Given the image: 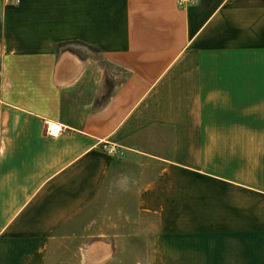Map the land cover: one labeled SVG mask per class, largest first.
I'll return each instance as SVG.
<instances>
[{"label":"crops","instance_id":"obj_1","mask_svg":"<svg viewBox=\"0 0 264 264\" xmlns=\"http://www.w3.org/2000/svg\"><path fill=\"white\" fill-rule=\"evenodd\" d=\"M108 262L264 264V0H0V264Z\"/></svg>","mask_w":264,"mask_h":264},{"label":"rangeland","instance_id":"obj_2","mask_svg":"<svg viewBox=\"0 0 264 264\" xmlns=\"http://www.w3.org/2000/svg\"><path fill=\"white\" fill-rule=\"evenodd\" d=\"M74 47H76L77 49H80L83 53H92L91 51H89V49H86V48H83V47H79V46H77V45H75V44H70V45H67L66 47H63V48H67V49H73ZM108 199H109V201H107V203L106 204H109V205H113L114 203H119V204H124L123 203V200H120L119 198L121 197V195L122 194H119V193H117V192H114V191H110V192H108ZM112 197H114V200H110ZM101 209V208H100ZM102 210H104V209H101L100 211H102ZM102 218H104V220H106V218L105 217H99V220L100 219H102ZM117 219V218H116ZM115 219V217L114 218H110V221L112 222L113 220L115 221V223H117V220ZM119 220H123V219H127L126 217L125 218H118ZM89 223V222H88ZM149 223H152L151 222V220L150 219H148V224ZM133 225V221H132V218H131V226ZM148 251L149 250H147V254H148ZM123 256V253H121L120 254V257H122ZM117 260V259H116ZM106 264H114V263H110V262H108V263H106Z\"/></svg>","mask_w":264,"mask_h":264},{"label":"built area","instance_id":"obj_3","mask_svg":"<svg viewBox=\"0 0 264 264\" xmlns=\"http://www.w3.org/2000/svg\"><path fill=\"white\" fill-rule=\"evenodd\" d=\"M196 1L197 0H175V4H176V7H183V6L188 5V4H193ZM49 133L52 134L51 131H49ZM101 148L103 150H105L106 152H113L114 151V147L112 145H106L104 143L101 144Z\"/></svg>","mask_w":264,"mask_h":264},{"label":"trees","instance_id":"obj_4","mask_svg":"<svg viewBox=\"0 0 264 264\" xmlns=\"http://www.w3.org/2000/svg\"><path fill=\"white\" fill-rule=\"evenodd\" d=\"M61 47V45H58V49Z\"/></svg>","mask_w":264,"mask_h":264}]
</instances>
